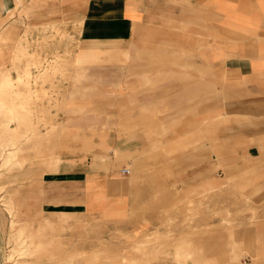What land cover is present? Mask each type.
I'll return each mask as SVG.
<instances>
[{
  "label": "rangeland",
  "instance_id": "rangeland-1",
  "mask_svg": "<svg viewBox=\"0 0 264 264\" xmlns=\"http://www.w3.org/2000/svg\"><path fill=\"white\" fill-rule=\"evenodd\" d=\"M208 1L158 2L132 43L85 66L83 6L0 15V264L258 260L240 250L264 225V163L242 155L237 89L198 43ZM193 6L199 22L178 18ZM124 167L121 210L88 219L81 171Z\"/></svg>",
  "mask_w": 264,
  "mask_h": 264
},
{
  "label": "crops",
  "instance_id": "crops-1",
  "mask_svg": "<svg viewBox=\"0 0 264 264\" xmlns=\"http://www.w3.org/2000/svg\"><path fill=\"white\" fill-rule=\"evenodd\" d=\"M36 2L37 0H0V15L6 17L14 14V11L28 12L39 7ZM66 2L69 7L83 6L78 42L85 47L79 54L83 63L81 65L85 66V61L88 60L86 56L103 60L110 51L106 47L132 43L139 31L150 23L158 2L164 5L168 0ZM207 4L211 17L209 29L205 28L206 31L200 33L198 43L206 45L205 54L210 63L221 62L227 78L226 84L237 89L235 94L233 91L230 94L226 91V103L238 102L242 109L239 113L241 135L248 136L249 140L242 155L264 163V121L252 123L256 118L264 119V0H209ZM201 14L200 8L196 6L183 8L182 12L179 8L177 10L178 18L184 19L185 15H189L197 18L198 22ZM210 108L211 118L213 108L216 110L217 106L210 105ZM81 173V205L88 219L103 220L113 211L121 210L126 199L123 195V177L126 174L116 170L111 175L110 171L89 168ZM113 189L117 191L115 197L109 192H113ZM240 252L246 257L258 258L256 262L247 264H264V225L257 226L243 236Z\"/></svg>",
  "mask_w": 264,
  "mask_h": 264
},
{
  "label": "built area",
  "instance_id": "built-area-1",
  "mask_svg": "<svg viewBox=\"0 0 264 264\" xmlns=\"http://www.w3.org/2000/svg\"><path fill=\"white\" fill-rule=\"evenodd\" d=\"M121 172H122L123 174H128V173H130V169L127 168V167H124V168L121 169Z\"/></svg>",
  "mask_w": 264,
  "mask_h": 264
},
{
  "label": "bare ground",
  "instance_id": "bare-ground-1",
  "mask_svg": "<svg viewBox=\"0 0 264 264\" xmlns=\"http://www.w3.org/2000/svg\"><path fill=\"white\" fill-rule=\"evenodd\" d=\"M5 82H6V81H5ZM4 100H6V99H4ZM6 102L8 103V101H7V100H6ZM9 107H10V106H9ZM7 109H8V108H7ZM14 109H15V108H14ZM14 109H13V110H14ZM11 111H12V110H11ZM12 112H13V111H12ZM9 113H10V112H9ZM12 156H13V155H12ZM3 175H4V174H3Z\"/></svg>",
  "mask_w": 264,
  "mask_h": 264
}]
</instances>
